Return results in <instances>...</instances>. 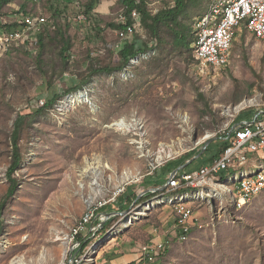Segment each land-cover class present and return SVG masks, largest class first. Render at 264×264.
Instances as JSON below:
<instances>
[{
    "label": "rangeland",
    "instance_id": "obj_1",
    "mask_svg": "<svg viewBox=\"0 0 264 264\" xmlns=\"http://www.w3.org/2000/svg\"><path fill=\"white\" fill-rule=\"evenodd\" d=\"M89 1L13 0L3 9V23L28 14L44 16L47 24L24 48L0 56V204L9 187L15 121L19 115L33 117L21 133L22 165L15 174L19 186L1 213L0 264H61L64 236L85 211L88 193L108 199L124 186L137 189L153 166L201 150L210 140L216 145L232 127L241 103L255 100L241 114L264 108V42L244 28L225 68L202 70L193 52L161 44L153 58L129 74L122 76L119 70L95 75L70 93L89 75L90 59L101 65L118 63L117 53L109 48L119 41L118 30L106 24L118 22L123 8L117 0H100L94 19L86 23L84 14H75ZM174 2L152 0L156 5L150 8L155 13ZM189 3L193 27L209 0ZM55 9L60 15L54 16ZM59 28L72 44L67 62L60 55ZM39 34L45 37L44 48ZM136 36L150 39L142 25L128 39ZM79 92L85 103L60 109L67 97ZM54 98V106L46 108ZM120 120L135 121L142 129L125 135L111 127ZM90 165L96 172L86 171ZM146 203L114 215L110 227L134 220L116 240L101 245L89 264H107L122 253V261L135 259L153 229L172 230L171 207L145 210ZM192 206L202 229L196 228L187 242H172L157 264H264V192L240 210L230 192Z\"/></svg>",
    "mask_w": 264,
    "mask_h": 264
},
{
    "label": "built area",
    "instance_id": "obj_2",
    "mask_svg": "<svg viewBox=\"0 0 264 264\" xmlns=\"http://www.w3.org/2000/svg\"><path fill=\"white\" fill-rule=\"evenodd\" d=\"M147 4L149 8L156 5L152 0H148ZM150 10L152 11L151 8ZM129 18L134 23H128ZM118 22L125 27L117 32L119 41L113 45V49L117 51L123 48L124 42L141 25L137 10H133L128 17L123 9ZM17 23L18 26L11 31L0 32V56L16 47L26 46L42 26L47 24V19L44 16L23 14L17 19ZM242 28L264 42V0H209L207 11L193 24V47L202 70L221 69L230 63L233 43ZM155 55L156 48L138 53L121 70V75L129 74L133 68ZM84 93L87 95V92ZM254 101L243 102L236 108L237 115L231 121L232 127L219 138L229 143L219 156L196 170L179 171L173 179H169L168 187L163 193L146 201L143 205L145 210L157 206L171 207L174 225L166 233L153 229L148 242L129 264H157L172 242H187L196 228L202 229L203 225L199 223L192 205L214 200L221 193L230 192L233 195V206L240 210L264 192V108H255L251 121L237 123L242 112L255 106ZM139 128L137 123L135 130ZM159 166H153L148 175ZM88 170L94 171V167L90 165L86 171ZM126 189L125 186L117 189L108 199H101L95 191L88 193L84 200L85 211L64 236L66 247L61 264L94 262L101 245L116 240L122 231L132 225L134 219L129 218L124 223L120 221L110 227L115 213H102V209L113 204ZM101 233L102 237L98 238Z\"/></svg>",
    "mask_w": 264,
    "mask_h": 264
},
{
    "label": "trees",
    "instance_id": "obj_3",
    "mask_svg": "<svg viewBox=\"0 0 264 264\" xmlns=\"http://www.w3.org/2000/svg\"><path fill=\"white\" fill-rule=\"evenodd\" d=\"M147 1L148 0H117V2L122 6V8L125 9L128 17H130V13L133 10L138 11L140 15V23L149 34L150 37L149 41H143L142 39L136 36L135 38L127 39L124 42L123 48L121 50L117 51L112 47L108 46L111 50L117 53L118 63L115 65L113 64L101 65L100 63L96 62L94 59H90L88 62L89 75L86 77V79H83L81 82L75 83L74 86L70 89L69 91L70 93H74L85 87L89 83V80L92 76L101 75V74L109 75L119 70H122L128 65L132 57H134L135 55H137L142 51H147L153 48L157 49V46L161 44H164L165 46L167 45L173 46L176 51L181 53L191 54L193 52L195 57V49L194 47H192L194 46L195 43L194 31L192 25L189 23V20L192 18V16L188 11L190 7L189 2L190 1L193 2V0H175L173 4H170L168 7L162 8L157 13H153L150 10ZM12 2L13 0H0V32L11 31L12 29L18 26L17 20H15L13 23H3L1 21V17H3L4 15L3 13L4 7L7 6L8 4H11ZM99 3L100 0H90L89 2H87L86 4L80 7L79 12L75 14V16H78L79 13H82L86 17V23L89 22L91 23V21L95 17V10L99 5ZM66 7L67 6H65L64 8ZM24 9L25 8L23 7L22 9L23 12H25ZM58 15H60V10L55 9L54 16H58ZM128 23L130 24L134 23V20L129 18ZM94 25L100 33L103 32V30L100 28L99 21L95 20ZM44 26H42V28ZM124 27L125 26L119 22L106 24V28H112L116 30H121ZM244 30L247 31L246 28H244ZM56 31H57L56 38H58V44L61 47L60 55L63 58L64 62H67L68 57L70 56L69 52L72 48L71 40L69 39L65 31H63V29L59 28L56 29ZM44 40L45 37L40 36L39 34L38 43H40L41 48L45 47ZM24 47L25 46L16 47L13 49V51L20 50ZM56 99L57 98H54L48 101L45 107L52 108L56 102ZM37 115L38 114H36L35 116ZM29 118H30V123L33 122V117L19 115L14 124V130L11 135V141H12L11 163L7 171V179H8L9 187L4 201L0 204V224H1V213L4 205L7 201H9L14 197L17 188L19 186L15 174L17 171L21 169V165H22V152L20 148L21 133L25 124L28 122ZM240 122H242L241 116L237 118V123ZM228 144H229L228 141H224L220 139L218 140L216 145L215 143H212L206 149L204 154L199 159L196 160L199 161L196 167L199 168L202 165H205L211 162L212 160H214L224 151V149L228 147ZM213 145H215V147H213ZM201 150L195 149L181 156L180 158L170 160L166 162L164 165L158 167L157 169L154 170V172L151 175H147L144 178L142 183L139 186H137V189L134 187H128L126 191L122 195H120L113 204L108 205L107 207L102 209V213L113 214L116 212L118 213V212L127 211L131 207V205L135 202L140 192H143L147 189H153V188L155 189L164 186L170 179V175L172 172H174L180 166L184 165L188 160L197 156L201 152ZM196 161H194L192 164L187 166L182 171L195 170L192 168V165ZM157 194H160V192L159 191L156 193L149 192L143 195L136 203L137 204L143 203Z\"/></svg>",
    "mask_w": 264,
    "mask_h": 264
},
{
    "label": "bare ground",
    "instance_id": "obj_4",
    "mask_svg": "<svg viewBox=\"0 0 264 264\" xmlns=\"http://www.w3.org/2000/svg\"><path fill=\"white\" fill-rule=\"evenodd\" d=\"M85 102H86L85 95L82 93H78L74 96L67 97V99L61 103L62 106L60 107V109L63 110V109L71 108V107H75V106L77 107V105L83 104ZM136 125H137V122H135V121L128 123L125 120H120L118 122H115L111 127L115 128L117 131H119L125 135H128L129 133H131L135 129ZM163 152L164 151L162 150L161 154ZM168 157H169V155H168ZM162 158H163V156L159 157V159H162ZM14 264H24V263L21 260H18Z\"/></svg>",
    "mask_w": 264,
    "mask_h": 264
},
{
    "label": "water",
    "instance_id": "obj_5",
    "mask_svg": "<svg viewBox=\"0 0 264 264\" xmlns=\"http://www.w3.org/2000/svg\"><path fill=\"white\" fill-rule=\"evenodd\" d=\"M230 133H231V132H230ZM212 142H213V140L208 141V142L202 147L201 152H200L197 156H195L194 158L188 160L184 165L180 166L178 169H176L174 172H172L171 175H170V178L173 179V177L175 176L176 173H178L179 171L184 170L187 166H189V165L192 164L194 161H196L197 159H199V158L204 154V152L206 151V149L212 144ZM168 184H169V180H168V182H167L164 186H162V187H160V188L147 189V190L143 191L141 194H139V196L137 197V199L135 200V202H134L132 205L136 204V202H137V201H138L143 195H145V194H147V193H149V192H157V191L162 192V191H165V190L167 189V187H168ZM115 214L118 215V214H121V213L118 212V213H115ZM109 215H110V214H109Z\"/></svg>",
    "mask_w": 264,
    "mask_h": 264
},
{
    "label": "crops",
    "instance_id": "obj_6",
    "mask_svg": "<svg viewBox=\"0 0 264 264\" xmlns=\"http://www.w3.org/2000/svg\"><path fill=\"white\" fill-rule=\"evenodd\" d=\"M250 115V117L248 116ZM254 115H255V111H250L248 114L247 113H243L241 114L240 116L242 117V122L244 121H251L253 118H254ZM196 166L193 167V169L196 170ZM198 169V168H197ZM193 171V170H192ZM124 255L123 253L121 254L120 258L116 259V260H109L107 262V264H129L131 263L132 261H134V259H129V260H126L125 261H122L124 259ZM121 261V262H120Z\"/></svg>",
    "mask_w": 264,
    "mask_h": 264
}]
</instances>
